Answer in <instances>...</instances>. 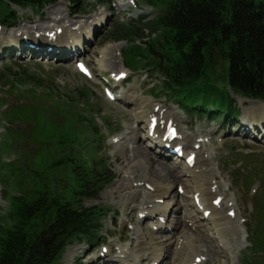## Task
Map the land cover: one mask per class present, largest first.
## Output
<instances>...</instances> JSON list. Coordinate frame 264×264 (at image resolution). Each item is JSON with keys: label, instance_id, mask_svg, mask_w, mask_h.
<instances>
[{"label": "trees", "instance_id": "trees-1", "mask_svg": "<svg viewBox=\"0 0 264 264\" xmlns=\"http://www.w3.org/2000/svg\"><path fill=\"white\" fill-rule=\"evenodd\" d=\"M11 1L41 9L56 0ZM81 1L71 0L74 5ZM147 1L164 5L163 14L149 27L161 32L154 41L160 51H155L153 44L147 49L131 46L125 52L128 66L137 67L144 59L160 69L169 81L165 85L168 94L187 109L196 110L205 103L209 91L216 92L218 101L226 106L234 102L230 91L264 99V0ZM142 36L134 25L117 26L109 34L110 40L130 42ZM155 52L162 54L148 55ZM21 74L17 84H40L36 77ZM78 123L95 130L94 120L83 117ZM36 136L46 145L34 156L28 171L20 174L16 165H3L13 189L25 190L26 195L11 198L12 213L6 218L9 216L14 226L11 236L0 231V264H58L66 244L80 242L81 237L101 227L96 219L102 210L78 208L74 201L78 196L95 197L110 182L108 174L101 184L89 186L94 180L86 158L75 155L78 152L63 141L48 138L46 132L36 131ZM74 144L84 148L82 142ZM66 146L70 147L68 155L63 154ZM64 174L69 176L68 186L62 184Z\"/></svg>", "mask_w": 264, "mask_h": 264}, {"label": "rangeland", "instance_id": "rangeland-1", "mask_svg": "<svg viewBox=\"0 0 264 264\" xmlns=\"http://www.w3.org/2000/svg\"><path fill=\"white\" fill-rule=\"evenodd\" d=\"M169 0H166L168 2ZM96 3L97 0H87L86 1V7L87 12L92 13L96 11ZM138 4V0H137ZM44 12L41 13L40 18H42L43 13H45L44 20H46L47 23H54L55 21L59 20L60 18H64L66 16H70V11L68 9V5L63 2L59 1L54 4H51L47 6L44 10ZM24 17V22L26 20H29V23L35 22L33 19L30 18H37L38 16H33L31 11H25L21 13ZM133 13L130 14V17H133ZM159 15V11L154 10V13L152 16L156 18ZM127 16V15H126ZM128 17V16H127ZM128 19V18H127ZM121 20H126V17L123 16ZM7 32V31H5ZM145 37L143 40L137 39V42L140 45H144L143 43L147 41H152L156 38L158 33H150L149 31L146 32ZM107 34L103 35V37L94 45V47L89 51L88 55L86 56V60L88 62H91L93 69H96L99 72H103L104 70H108V72H120L125 69L124 61L121 59V57H118V54L123 51L125 47L131 46L130 42H122L118 43L114 40H109L107 38ZM110 49V50H109ZM109 50V51H108ZM2 52V49L0 50V54ZM108 58H110L111 62H105L101 59H99L98 56L106 55L107 53ZM37 54V53H35ZM129 56L126 55V60ZM125 60V58H124ZM19 64H22L23 68L27 70L28 74L30 76L27 77H36L40 84L33 86H28L33 89V93L27 94V97L31 99L32 101L36 102L38 104L37 106V112L39 110L48 109L46 111L47 117H53L52 119V128L55 129V135L58 140L64 139L65 141H70L72 138H78L81 139H87V147L92 148L90 150L91 155L89 157L90 162V168L92 170V174L94 173L95 169H99L103 173H107V169H110L113 174L115 175V179L109 185L96 199H90L85 197L82 200L81 206L84 207H95L98 205L104 206L105 213H107V209L112 211H118L120 212L122 210V207L126 205L127 207L130 206V203L140 202L142 198L145 195H142L139 197H133L132 190H130L129 186L133 184V181L130 179L131 173L138 172L139 175L145 176L147 174V170L145 169V166H143L140 163V155L138 153L131 154L133 157L129 156V153H126L127 147L126 145L123 147L120 146H112L111 145V139L113 137V134L119 132L122 129V126L124 125H133L138 119V117H141L143 114L148 115L150 111L152 110V104H156L153 99L147 97V94H145V91L152 87L153 85H156L157 89H160L161 84L163 83V78L160 77L157 74H147L148 72L140 73L139 76L131 81L127 85H125L123 90H120L119 94L121 95H129V91H135L138 95L139 102L146 104L148 107L144 110L145 113H143V109L139 108V106H136V104L126 101V104H111L103 95L102 91L94 86L89 84L85 79L81 78L72 68H67L59 65H38L36 63H27L23 62V60L17 59ZM1 62H4V60L0 61V73H4V69L6 67H11L12 72L14 69L18 68L19 66L17 64H2ZM102 62V63H101ZM101 63V65H100ZM220 71V69L218 70ZM150 73V72H149ZM12 82V81H11ZM15 84V83H14ZM19 91L15 92V94H11L12 88L10 89V86H4L0 84V101L8 102L11 106H17L16 104L20 103V99L18 98L21 92L25 91L26 88L23 86H19ZM79 89H90L92 92V100L94 103V107L98 105V113H89L91 117L96 116V123L99 126V130L101 132H98L99 135L102 137L99 140L92 139L95 137V131H93L90 127H84L83 123H78V121L81 119L79 117L81 109L80 106L83 107V104L80 105L78 103L77 98H72L74 95V91ZM139 92H142L144 94L140 95ZM79 94L85 95L83 92L79 91ZM136 94V95H137ZM233 95V94H232ZM235 97V95H233ZM244 98V97H242ZM22 100L27 101V99L22 98ZM162 100H168V98L162 96ZM238 105L242 107L243 110V116L245 115V111L247 113L250 112V110H255L256 112H262L260 114L256 115V122L253 123L254 125H257V131H260L261 135L254 140H250L249 138L243 137L241 139V142L245 146H251L258 145V147L254 148H260L261 152L258 156L254 157L253 160H250V162H246L245 158H242L241 156L237 155V151H241V144L237 145H231L230 142H227L224 146V148L220 151L219 156L211 163L209 164V168L211 169V178H215L218 176V174L221 172L226 179L230 178L232 179V182L238 187L235 189V195L238 198L245 199L246 195L248 193V190L253 186L255 189L258 187V195L253 199L255 200V207H254V216L260 221V226L262 228L263 226V219H264V148L263 141L260 143L261 137L264 136V130L262 123H264V103L263 101L253 100L250 102L243 101L239 98H236ZM162 100H158V103L164 104ZM255 101V102H254ZM34 102H31L32 104H35ZM206 106L216 107L218 105V94L213 91L208 92L207 100H205ZM85 106V105H84ZM167 110L173 109L175 110L179 116H180V122L182 123V126L185 125L186 119L185 117L177 110V107L168 102L164 105ZM251 108L249 109V107ZM28 107V105H27ZM92 108V111L94 109ZM40 108V109H39ZM43 108V109H42ZM249 109V110H248ZM3 108H0V113L2 112ZM53 110L55 112H53ZM61 113V114H60ZM98 114V115H97ZM1 116V115H0ZM3 118H0V123ZM200 121L198 125H196L194 128L197 131L200 129L205 130L206 135H209L213 138V140L222 134H227V131L218 132L219 128L222 126H216L214 123H211L208 119H199ZM104 124H103V122ZM23 126V125H21ZM33 127H36V122L33 121V124L31 125ZM34 130V129H33ZM5 131L4 127L0 124V142H4V135L3 132ZM28 131V130H27ZM41 128L37 130V132H41ZM81 132V133H80ZM238 132V129L235 130V134ZM141 133V132H140ZM196 133V132H195ZM238 134H241L238 133ZM142 137H144L145 134L141 133ZM227 134L226 136H228ZM32 136L35 138V142L25 143L30 144L25 146L24 144L18 145L19 153L18 154H12L11 156L5 158L6 160L10 161H16L22 156V161L25 162L27 160V153L30 154V157L37 154V152L34 150L33 147H31V144H34L37 147H41V143L37 140L38 137L36 136V133L33 132ZM229 139V138H228ZM125 144H128L124 142ZM143 144V142L141 143ZM213 145L214 141H213ZM248 150V149H246ZM258 152V151H257ZM256 153V152H255ZM26 154V155H25ZM69 154V153H66ZM145 154H150L151 158L155 161L161 162L163 165L164 173L172 175V172L169 168H174L173 166H170L169 162L160 159L158 157H155L152 152H148ZM253 154V153H252ZM139 156L135 159L134 156ZM29 157V158H30ZM135 159V160H134ZM29 160V159H28ZM240 160H244L243 166L240 164ZM28 161L26 162L25 168H27ZM140 163V164H139ZM164 163V164H163ZM168 164V165H167ZM250 164V165H249ZM142 166V167H141ZM230 166H234L238 171H235L233 174H229L227 172V168ZM130 167V168H129ZM133 167V168H132ZM185 167H182V170ZM80 169V168H79ZM144 170V171H143ZM153 170V169H152ZM147 171V172H146ZM146 173V174H145ZM210 174V173H209ZM157 176V175H156ZM178 177V176H177ZM209 177V176H208ZM173 178V177H172ZM180 178V177H179ZM179 178H173V180H176L175 182H179L181 184H184L186 187V193L189 192L194 186L195 182L192 179H185V182L180 180ZM166 179V178H165ZM255 179V180H254ZM187 180V181H186ZM251 180V181H250ZM168 181V179L166 180ZM211 181V179H210ZM246 182L245 184L241 185L242 183ZM140 183V182H139ZM203 185L207 184L205 182L202 183ZM243 187V188H241ZM260 187V188H259ZM131 193V194H129ZM189 194L181 196L178 198V200L182 201L183 207L177 208V210L182 211L183 216V222L186 225L185 219L187 214H194L191 206L189 207V203H191V199H187L186 197ZM250 199V198H249ZM232 202H235L234 196L231 198ZM172 203V202H171ZM181 203V202H179ZM181 204V206H182ZM171 205V204H170ZM170 205L166 207L165 210L170 209ZM127 207L124 209V212H127ZM9 210V202L5 198L4 188L2 187L0 183V216L5 215ZM171 210V209H170ZM154 213V211H151ZM110 216V215H108ZM106 217L103 220L104 227H105V233L104 236L108 234V230L111 226L112 219L109 217ZM225 220V219H223ZM120 225V223H119ZM219 226V225H218ZM186 227V226H185ZM250 227L253 229L255 228V222L252 219ZM177 233L174 234V238L176 236H180L181 229L176 227ZM175 230V231H176ZM204 225L202 224V229L200 231L199 235H196L195 240L194 238H191L189 236V243L188 246H191V248L195 251L196 247L201 252L200 255H204L207 258L206 264H243L244 263V256L246 253L241 254L242 252H239L238 254L233 255H226L225 253L221 252L218 248V244L213 241V233L211 230L204 231ZM142 233L141 228L139 225H136L134 228V233L128 232L124 235L125 238V244H129L133 246V249L137 245L138 237ZM186 233V232H185ZM232 233H228L226 235V240H230ZM120 237V235H117L114 240H117ZM155 239L156 246L158 248L164 249L165 251H168V243L165 242V237L162 236H152ZM166 237H170L167 235ZM205 237L209 238L210 244H208L205 241ZM162 241L163 243H160ZM224 244H229L224 241ZM176 246V245H175ZM186 247V248H187ZM97 246H89L86 244L82 245H75L73 249L74 251H68L65 253L63 257V264H75L78 261V256L81 260L84 261H92L97 264V252H93ZM151 248V246H149ZM206 250V251H205ZM210 251L211 254L207 251ZM253 250V249H252ZM99 251V249H98ZM244 252V251H243ZM207 254V255H206ZM143 255V254H141ZM148 256V252L145 253L142 257L138 258V260L141 262V264H146V258ZM264 257V256H263ZM73 261V262H72ZM183 264V263H182Z\"/></svg>", "mask_w": 264, "mask_h": 264}, {"label": "bare ground", "instance_id": "bare-ground-1", "mask_svg": "<svg viewBox=\"0 0 264 264\" xmlns=\"http://www.w3.org/2000/svg\"><path fill=\"white\" fill-rule=\"evenodd\" d=\"M123 5H125V4H123ZM0 50H1V48H0ZM110 50V49H109ZM108 50V51H109ZM34 53H37V52H34ZM106 55H102V57H101V60H103V61H107L109 58H108V56H107V54H108V52L107 53H105ZM133 98H136L135 97V95H134V93L132 94V96H128V98H126V99H128L129 100V102H131V101H139L137 98H136V100L135 99H133ZM139 107H141V105L142 106H144L145 104L144 103H142V104H137ZM169 116H174V113H173V111H170L169 112ZM146 119H147V117L146 116H142L140 119H138V121L141 123V124H143V123H145L146 122ZM141 139L144 141L146 138H142L141 137ZM122 146H123V144H122ZM149 147L147 146V145H145V144H142V145H134V148H133V151L132 152H130V151H128L127 153H130L129 154V156H131V158L133 157L132 155H131V153H138L139 155H140V163L143 165V166H145V169L148 171H146L147 172V174L143 177V176H141V175H139V173L138 172H136V173H131L130 175H132V176H135L136 178L134 179V181L133 182H152L153 183V187L154 188H158L159 186H161V189L160 190H158V189H156V191H155V193L154 194H152V193H150V192H148L145 188H144V191L146 192V194H148L149 195V198L151 199V200H159V199H162V198H170V197H172L173 199H175L176 198V196H178L179 195V193H178V191H177V188H176V195H174V193L172 192V184H173V182H175L176 180H173V178H175V176H176V178H179L180 180H182L183 182L185 181V179H184V177H183V174H182V167L184 166V167H186V165L185 164H181V165H179V166H176V165H173V164H169L170 166H173L174 168H169L170 170H171V172H172V175H167V177H166V179H164V177H165V173H164V169H163V165L161 164V162H159V161H155V160H153L152 158H151V156H150V154H145V153H148L149 151ZM168 153V152H167ZM154 156L156 157V155L154 154ZM135 157V159L137 158V157H139L138 155L136 156H134ZM134 159V160H135ZM164 164V163H163ZM168 165V164H167ZM202 166H207V164L206 163H203V165L202 164H198L197 165V168H200V167H202ZM130 168V167H129ZM133 168V167H132ZM153 169V170H152ZM144 171V170H143ZM187 173H191V172H187ZM209 171H207L205 174H203L202 173V171L200 172V174L199 175H192V180H194L193 182H195V186H196V189H197V191L196 192H204V191H207L208 190V188L211 186V185H214V183H212L211 185H210V182L212 181V179H211V181L209 180V183L207 182V179H208V176H209ZM157 175V176H156ZM178 176V177H177ZM173 177V178H172ZM203 177V178H202ZM168 179V181H166ZM203 182H205V183H207V184H205V185H203L202 183ZM169 183V184H168ZM181 186L182 185H184V184H181V183H179ZM171 185V186H170ZM203 188V189H202ZM215 194H217V192H212L211 190L208 192V193H206V201L207 202H210L213 198H214V196H215ZM231 201V200H230ZM136 202V201H135ZM180 201L177 199V201H176V204L174 205V206H172V203L171 202H169L168 204H166L165 206H156L154 209L155 210H151V209H149V211H157V212H160L161 214H164V215H166L169 211H170V209H175V208H177V207H180L181 206V204L182 203H179ZM171 204V205H170ZM146 205V204H145ZM168 205H170V209L169 210H165L166 209V207L168 206ZM179 210H180V208H179ZM195 219H197V218H195ZM213 219H215V220H223L224 218L223 217H221V215L219 214V213H215L214 215H213ZM176 227H178L179 229H181V233H180V236H176L175 238H174V240H175V242H174V246L177 244L176 243V238L177 237H184L187 241H188V243H189V235H187L186 233H185V225L184 224H182V223H179V224H177L176 226H175V229H174V234L175 233H177V230H176ZM176 230V231H175ZM218 230V229H217ZM219 232L221 231H224V229H221V230H218ZM170 236V235H169ZM139 240H141V243L140 244H138L137 245V247H136V251H137V253L138 254H140L141 252H143L145 249L146 250H150V249H152V247L153 246H155V244L153 245V243H152V241H149L148 242V239H146V237L144 236V234H140V237L138 238ZM167 241L169 242V244H171V237H167ZM195 240H197L196 238H194ZM187 243V244H188ZM149 246H151V248H149ZM169 248V247H168ZM186 250H190L191 251V253H192V255H194V254H197V251H198V249H197V247H196V249H195V251L191 248V246H188L187 248H186ZM153 253L151 254L152 255V257L154 258L152 261H151V264H153L154 262H156V261H159V260H161V259H164L165 258V254H163V252L162 251H160V250H151ZM206 251V250H205ZM207 252H209L210 254H211V252L208 250ZM207 255V254H206ZM172 262H170V264H171ZM121 264H125V262H122ZM182 264V263H181Z\"/></svg>", "mask_w": 264, "mask_h": 264}]
</instances>
